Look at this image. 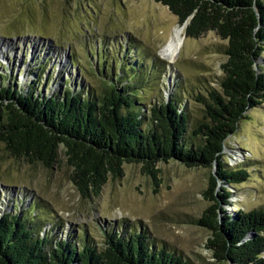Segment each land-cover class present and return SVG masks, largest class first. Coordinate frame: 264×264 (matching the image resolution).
Instances as JSON below:
<instances>
[{"label": "trees", "instance_id": "obj_1", "mask_svg": "<svg viewBox=\"0 0 264 264\" xmlns=\"http://www.w3.org/2000/svg\"><path fill=\"white\" fill-rule=\"evenodd\" d=\"M155 1L168 6L181 25L189 20L187 36L216 31L228 41L219 88L196 97L201 117L193 120L182 108L178 91L168 101L143 102V73L149 66L139 61L114 71L97 49L91 52L102 59L98 88L59 77L56 88L45 94L40 85L47 88L52 79L43 77L50 58L39 56L28 71L37 79L27 87L25 82L16 89L9 78L0 79V142L12 157L47 167L58 162L64 147L73 181L84 195L99 194L110 175L123 174L125 162L143 163L157 180L155 165L161 161L187 166L216 161L217 175L211 176L205 192L214 204L197 220L214 231L208 247L217 259L232 264H264V208L231 216L224 209L229 192L223 188V195L213 194L219 179L239 183L248 177L245 169H226L221 157L224 140L264 101V68L258 63L264 51V0ZM71 63L78 61L73 58ZM9 203L0 208V264H194L175 250L154 245L147 232L136 229L110 232L102 247L80 236L56 239L47 229L49 222L37 216L36 201ZM250 232L256 235L248 239Z\"/></svg>", "mask_w": 264, "mask_h": 264}, {"label": "rangeland", "instance_id": "obj_2", "mask_svg": "<svg viewBox=\"0 0 264 264\" xmlns=\"http://www.w3.org/2000/svg\"><path fill=\"white\" fill-rule=\"evenodd\" d=\"M188 23L183 24L185 41L179 57L169 63L161 50L181 24L161 2L0 0V79L16 89L25 82L27 87L37 79L29 75V69L39 56H47L43 77L52 79L47 88L40 85L45 94L56 88L61 77L75 85L86 81L98 88L103 77L101 58L92 54L97 49L105 56L104 64L112 63L114 71L135 67L139 61L149 66L143 73V102L168 101L174 92H181L182 108L196 120L202 116L197 95L219 88L224 77L228 41L216 31L189 37ZM73 58L78 64L71 63ZM258 63L264 68V51ZM129 72L132 76L134 71ZM221 162L226 169L248 172L247 180L239 183L218 180L213 194L223 195V188L229 192V204L224 206L227 213L234 216L240 210L264 208V101L250 109L236 132L224 140ZM155 168L159 169L157 180L143 163L125 162L123 174L110 175L99 194L84 195L73 181L64 147L58 162L47 167L12 157L0 142V208H7L8 201H12L8 206L36 201L37 216L50 223L47 229L56 239L80 236L102 247L110 232L136 229L147 232L154 245L175 250L194 264H230L217 259L208 247L214 231L197 223L214 204L205 192L211 176L217 175V162L187 166L169 160ZM255 235L250 232L247 238Z\"/></svg>", "mask_w": 264, "mask_h": 264}, {"label": "bare ground", "instance_id": "obj_3", "mask_svg": "<svg viewBox=\"0 0 264 264\" xmlns=\"http://www.w3.org/2000/svg\"><path fill=\"white\" fill-rule=\"evenodd\" d=\"M184 41L185 27L178 25L171 33L168 43L162 48L161 56L169 63H174L179 57Z\"/></svg>", "mask_w": 264, "mask_h": 264}, {"label": "water", "instance_id": "obj_4", "mask_svg": "<svg viewBox=\"0 0 264 264\" xmlns=\"http://www.w3.org/2000/svg\"><path fill=\"white\" fill-rule=\"evenodd\" d=\"M187 22V21H186ZM230 264H232V262L230 261Z\"/></svg>", "mask_w": 264, "mask_h": 264}]
</instances>
